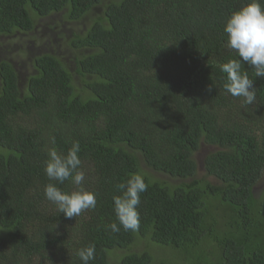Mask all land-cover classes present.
<instances>
[{
    "label": "trees",
    "instance_id": "trees-1",
    "mask_svg": "<svg viewBox=\"0 0 264 264\" xmlns=\"http://www.w3.org/2000/svg\"><path fill=\"white\" fill-rule=\"evenodd\" d=\"M249 2L0 0V38L70 32L56 50L23 49L24 76L0 61V264H83L89 244V264H169L167 252L172 264H264V77L242 65L249 105L221 71L239 59L225 22ZM75 141L97 206L69 219L45 197L44 166ZM134 173L148 185L139 228L114 233L115 186Z\"/></svg>",
    "mask_w": 264,
    "mask_h": 264
},
{
    "label": "clouds",
    "instance_id": "clouds-1",
    "mask_svg": "<svg viewBox=\"0 0 264 264\" xmlns=\"http://www.w3.org/2000/svg\"><path fill=\"white\" fill-rule=\"evenodd\" d=\"M224 32L227 36L226 47L234 51L239 59H230L221 65L226 74L224 90L234 97H242L245 104H253L256 92L251 79L242 65L247 64L255 71L256 77H264V0H250L248 4L231 13L225 22ZM211 91V89H209ZM126 96L129 93H124ZM55 144V137L51 138ZM80 143L75 141L67 153L56 147L48 149V159L44 171L49 181L44 194L65 218H75L82 212L94 210L97 206V194L83 187L85 171L80 158ZM71 181L76 186L71 192H65L57 186ZM119 195L113 196V210L116 222L108 225L112 232L136 231L139 228L141 194L147 191L145 178L134 173L126 182L116 186ZM95 244H89L78 250L77 255L83 264L95 259Z\"/></svg>",
    "mask_w": 264,
    "mask_h": 264
},
{
    "label": "rangeland",
    "instance_id": "rangeland-1",
    "mask_svg": "<svg viewBox=\"0 0 264 264\" xmlns=\"http://www.w3.org/2000/svg\"><path fill=\"white\" fill-rule=\"evenodd\" d=\"M70 32L66 29H63L58 36H56L47 26H43L38 29L32 37L41 38L44 37L40 42H34L28 40V38L17 36H7L0 38V61L5 60L6 58L14 65L20 75L24 76L27 74L26 66L23 64V60L20 56V52L23 49H28L29 56H33L38 51H53L58 48V45L61 43V36H68ZM28 40V41H27ZM41 43H44V46L40 49ZM18 58V59H17ZM6 59V60H8ZM211 147H202L199 153L197 154V161L199 164L200 172H202V160L208 150H211ZM260 186H264V179L260 182ZM261 189V188H260ZM160 258V259H159ZM159 260H165L169 264H172L168 259V252L158 256ZM173 259V258H172ZM173 262V261H172Z\"/></svg>",
    "mask_w": 264,
    "mask_h": 264
}]
</instances>
